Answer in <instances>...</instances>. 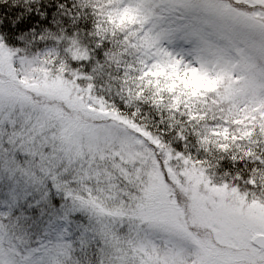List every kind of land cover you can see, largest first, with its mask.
I'll return each instance as SVG.
<instances>
[{"label":"trees","instance_id":"obj_1","mask_svg":"<svg viewBox=\"0 0 264 264\" xmlns=\"http://www.w3.org/2000/svg\"><path fill=\"white\" fill-rule=\"evenodd\" d=\"M83 5H94L96 15L91 9L84 10ZM123 5L124 0H0V36L11 47L23 49L20 59L31 61L37 68L43 65L45 71L49 68L51 74L74 84L83 100L102 104L105 110L123 119L122 125L130 126L131 131L161 151L175 158L191 156L193 162L206 161L198 167L210 181L229 188L238 183L243 190V180L235 181V177L246 179L258 167L254 156L264 152L262 105L250 98L243 101L232 85L237 84L236 80L227 70L221 69L212 83L200 79L196 84L172 73L168 63L163 75L149 74L150 64L158 59L157 49L138 23L141 15L134 14L130 19L128 13L119 17ZM240 9L251 11L244 5ZM73 39L80 49L73 52L72 60L89 55V61L69 59L66 49ZM50 52L52 55L44 56ZM106 53L114 54L110 62ZM202 69L203 64L197 62L196 72L202 73ZM86 75L94 80L89 81ZM28 101L35 102V98ZM58 106L64 116L73 112L67 105L69 111ZM86 117L81 114L80 120ZM6 127L8 120L0 122L4 136L0 139V244L4 250L0 264H11L13 241L23 243L28 258L55 242V230L65 220L76 231L83 214L72 208L71 197L75 202L80 199L71 175L66 172L60 176L59 169L49 176L24 166L26 157L12 151L8 141L15 137ZM181 133L184 140L179 138ZM246 154L247 158L241 160ZM234 155L236 161L230 158ZM13 156L21 169L15 178L9 173ZM256 196L264 199V192ZM87 200L85 194L80 201ZM99 254L97 241H77L60 259L64 264H101Z\"/></svg>","mask_w":264,"mask_h":264},{"label":"rangeland","instance_id":"obj_2","mask_svg":"<svg viewBox=\"0 0 264 264\" xmlns=\"http://www.w3.org/2000/svg\"><path fill=\"white\" fill-rule=\"evenodd\" d=\"M222 4L227 3L214 0H124L118 15L124 17L129 13L131 19L134 14H138L142 20L145 19V22L138 20V23H141L143 33L150 39L151 46L157 49L158 55L157 61L148 68L149 74L157 75L159 72L163 75L165 64L168 63L172 73L196 84L200 79H207L212 83L221 69L227 70L237 82L232 85L239 91V97L243 101L250 98L253 103L262 105L264 113V56L259 55L260 39L258 36L253 37L251 44L247 46L228 43L225 38L228 29L202 7ZM197 62L203 64L202 73L196 72ZM16 63L17 66L14 67L12 55L0 46V77L4 78L0 79V92L19 102L11 115L0 113V122L8 120L9 127L6 130L15 137L19 134L21 123L27 119L28 106L38 105L52 126L50 144L71 159L67 173L76 182L77 196L80 200L85 194L88 197L87 201L76 202L81 207L76 204L72 206L73 210L83 213L76 231L71 230L65 220L55 230V242L28 259L34 256L33 264H59L60 258L68 255L72 242L87 244L95 240L101 247V264H111L117 255L124 264H141V257L145 255L144 242L135 230L129 233L127 220L119 237L114 238L109 246L102 238L98 220L108 223L129 215L130 197L135 196L136 192L131 183L133 178L114 165L111 145L94 140L88 126L96 121L108 122L118 128L121 135L127 134L131 127L122 125L123 119L105 110L102 104L90 99L83 100L74 84H67L60 75L51 74L49 68L47 71L43 65L38 68L35 65V68L31 61L20 58ZM32 97L35 102L28 101ZM62 104L73 109V112L64 116L58 106ZM81 114L86 115V119L80 120ZM1 137L4 138L3 129L0 128V139ZM123 144L125 159L135 161L138 173L151 162L154 168L149 171L148 177L153 189L159 190L158 166H155L152 153L143 147L141 141H135L134 137L126 139ZM162 152L165 154L166 164L171 161L176 173L188 177L195 189L194 205L202 203L203 197H207L208 202L223 201L225 198L239 200L241 197L240 192L235 189L230 191L226 185L224 189L209 187L210 180L195 163L189 166V161L184 157L175 158L164 150ZM60 169L62 171L58 174L65 176L63 167ZM169 173L173 175V169H169ZM121 176L127 182H122L119 178ZM201 185L206 190L203 194L199 193ZM160 191L162 195L166 192ZM254 206L264 211V206L255 205V202ZM189 211H194V208ZM3 253L0 244V257Z\"/></svg>","mask_w":264,"mask_h":264},{"label":"snow or ice","instance_id":"obj_3","mask_svg":"<svg viewBox=\"0 0 264 264\" xmlns=\"http://www.w3.org/2000/svg\"><path fill=\"white\" fill-rule=\"evenodd\" d=\"M240 5L252 8L253 11H241ZM202 7L216 16L228 29L225 36L228 43L247 46L251 44L253 37L258 36L261 44L259 55L264 56V0H231L229 4ZM82 8L91 9L96 15L94 5H83ZM97 28L98 21L96 31ZM97 37L99 38L98 35ZM0 46L12 55V63L16 67L23 49L11 47L3 36H0ZM77 49L80 48L73 39L66 49L69 59L81 63L89 61V55L86 59L72 60V54ZM50 55L51 52L44 56ZM111 55L114 54L106 53L108 62ZM86 77L89 81L94 80L93 76ZM91 86L94 90L95 84L92 83ZM18 103L13 97L0 92V113L11 115ZM61 107L69 111L65 105ZM28 108L27 119L21 123L19 134L8 141L12 151L23 154L26 157L24 166L38 169L41 174L54 176L61 167L67 172L71 159L50 144V122L45 119L38 105ZM88 127L94 140L111 145L114 165L133 178L131 183L136 192L135 196L130 197L129 215L108 223L98 220L102 238L107 246L114 238L119 237V232L127 220L129 233L135 230L144 242L145 255L141 257V264H264V211L254 206V202L255 205L264 206V199L256 196V193L264 192V152L254 156L253 161L258 167L252 169L246 179L239 175L235 177V181L243 180L245 188L240 189L238 183L230 186V191L235 189L236 192L243 193L239 200L225 198L223 201L208 202L207 197H203L202 203L194 205L195 189L189 183L188 177L176 173L171 161L166 164L165 154L156 145L145 140L139 133H131L130 130L121 135L119 129L108 122L96 121ZM132 137L135 141H141L143 147L152 153L155 166H158L159 190L153 189L148 177L149 171L154 168L151 162L138 173L135 161L125 159L123 142ZM179 138L184 140V134L181 133ZM4 151L7 153L8 150ZM230 158L237 160L235 155ZM245 158L247 154L240 159ZM184 159L189 161V166L192 163L197 166L206 163L199 159L193 162L191 156ZM10 165L9 173L15 178L16 173L21 170L16 166L15 156L11 158ZM169 169H173V175H170ZM119 178L122 182H127L124 176ZM209 187L224 189L225 185L209 181ZM160 190L166 192L162 195ZM205 191L201 185L199 193L203 194ZM71 199L74 204L80 206L72 197ZM190 208H194V211L190 212ZM12 245L15 251L11 264H33L35 257L26 258L27 252L22 242L13 241ZM60 264L64 262L61 261ZM111 264L124 262L117 255Z\"/></svg>","mask_w":264,"mask_h":264}]
</instances>
